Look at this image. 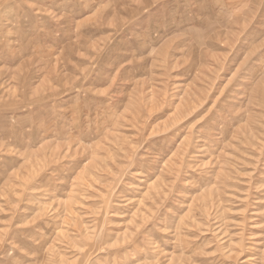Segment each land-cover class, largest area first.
<instances>
[{
  "label": "rangeland",
  "instance_id": "rangeland-1",
  "mask_svg": "<svg viewBox=\"0 0 264 264\" xmlns=\"http://www.w3.org/2000/svg\"><path fill=\"white\" fill-rule=\"evenodd\" d=\"M0 264H264V0H0Z\"/></svg>",
  "mask_w": 264,
  "mask_h": 264
}]
</instances>
